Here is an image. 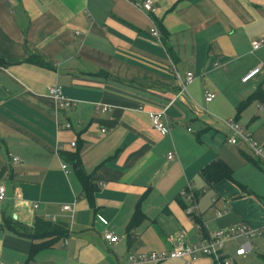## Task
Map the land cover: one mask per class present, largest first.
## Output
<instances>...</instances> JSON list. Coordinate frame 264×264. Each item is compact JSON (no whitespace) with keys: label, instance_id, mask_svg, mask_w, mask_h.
Returning a JSON list of instances; mask_svg holds the SVG:
<instances>
[{"label":"crops","instance_id":"obj_1","mask_svg":"<svg viewBox=\"0 0 264 264\" xmlns=\"http://www.w3.org/2000/svg\"><path fill=\"white\" fill-rule=\"evenodd\" d=\"M142 1L0 0L1 263L117 264L168 251L181 232L192 244L264 223V164L229 145L226 126L234 120L264 146V0H152L147 15L134 7ZM186 73L194 80L181 92L176 75ZM51 87L71 106L58 107ZM153 112H164L169 135L152 129ZM215 162L236 189L206 184L200 173ZM36 219L69 235L29 258L32 240L5 224L31 229Z\"/></svg>","mask_w":264,"mask_h":264},{"label":"built area","instance_id":"obj_2","mask_svg":"<svg viewBox=\"0 0 264 264\" xmlns=\"http://www.w3.org/2000/svg\"><path fill=\"white\" fill-rule=\"evenodd\" d=\"M10 2L11 0H4ZM140 12L147 15L153 12V1L144 0L141 3L134 6ZM149 35L159 41L160 34L157 31L155 25H152L149 29ZM260 41H253L251 43L252 49L256 50L260 47ZM258 68L248 72L241 79L242 83L250 80L255 74L258 73ZM180 84V91L185 92L186 87L190 85L194 77L191 73H186L184 79H180L176 75ZM48 95L58 107H69L71 102L65 99L59 88H48ZM214 94L205 92L204 100L206 103L211 102L214 99ZM148 118L151 123V127L154 131L162 136L169 135V127L164 122V112H153L148 114ZM229 130V138L227 143L231 146L243 145L251 154V156L264 164V146L256 142L249 134L245 133L240 125L234 120H229L226 124ZM70 126H64V129H68ZM71 146H74L72 143ZM172 154H168L167 159L170 160ZM16 161V159H13ZM61 168L66 172L67 166L62 165ZM181 197L186 205L185 213L194 223L196 219L194 212L196 211V205L188 206L187 204H194L193 195L185 192L181 193ZM5 199V188L0 185V202ZM188 206V207H187ZM63 211H69V206H64ZM225 215V212H216V217ZM203 226H198L199 232ZM103 239L108 243H116L118 238L111 232H107L103 235ZM184 233L178 234L175 239V245L168 251H162L160 253H152L148 257H135L132 255L127 256L123 261L117 264H161L168 261L181 260L184 264H235V258L245 256L249 254L253 249V242L255 240L264 241V223L258 228H250L244 224H238L228 230H218L206 237L200 236L195 243L187 244L184 242ZM228 248L231 249L233 255L228 253ZM205 261V263H199V261ZM0 264H3L0 262Z\"/></svg>","mask_w":264,"mask_h":264},{"label":"trees","instance_id":"obj_3","mask_svg":"<svg viewBox=\"0 0 264 264\" xmlns=\"http://www.w3.org/2000/svg\"><path fill=\"white\" fill-rule=\"evenodd\" d=\"M257 96L258 95L256 94L252 95L246 100V103L254 98H257ZM246 103H242L239 110L243 108ZM231 174V169L221 162L211 163L210 165L206 166L200 173L203 180L209 186L217 184L218 182L223 180L231 181ZM79 177L80 181L84 182V177L82 175H80ZM182 206L185 209L186 206H184V203H182ZM138 215L139 213L136 211L133 215L131 223L129 224L128 230L137 223ZM194 223L198 225L200 224V221L194 219ZM5 227L19 236L26 237L32 240L29 258H32L38 251L44 248L51 247L56 241L64 239L69 235V229L66 224L54 223L52 221L43 219H36L31 229H27L20 225L18 226L17 224L13 225L12 223H6Z\"/></svg>","mask_w":264,"mask_h":264},{"label":"rangeland","instance_id":"obj_4","mask_svg":"<svg viewBox=\"0 0 264 264\" xmlns=\"http://www.w3.org/2000/svg\"><path fill=\"white\" fill-rule=\"evenodd\" d=\"M241 176H245V175H241ZM228 182H230V184H229L230 186H232L233 188L236 189L237 184H235V182H231V181H228ZM210 191L211 190H208V192H210ZM203 196L207 202L209 200V198L204 194L201 195V198ZM237 201L238 200H236V199L232 200V202H237ZM253 245L256 246L257 248H254L252 252H250L249 254L244 256L243 258L236 260L237 264H264V241L255 240L253 242Z\"/></svg>","mask_w":264,"mask_h":264}]
</instances>
